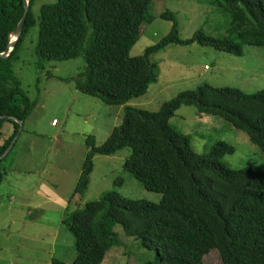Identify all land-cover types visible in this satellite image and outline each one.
Returning <instances> with one entry per match:
<instances>
[{"label":"trees","instance_id":"obj_1","mask_svg":"<svg viewBox=\"0 0 264 264\" xmlns=\"http://www.w3.org/2000/svg\"><path fill=\"white\" fill-rule=\"evenodd\" d=\"M151 3L56 0L43 4L36 18V0H30L16 49L9 58H0V115L25 125L37 105L13 64L36 21L39 60L61 62L84 56L87 69L76 77L77 88L112 106L126 105L147 91L157 79L153 57L170 46L196 43L238 57L243 56L245 45L264 48V0H224L231 20L225 37L197 31L181 39L175 15L165 11L159 17L173 23L171 32L142 55L131 56L143 27L154 22ZM24 15V0H0V53L9 49L11 35ZM182 106L223 118L264 150V89L248 93L239 87L204 83L181 91L157 112L125 106L121 125L103 143L88 137L89 150L74 195L88 189L95 155H113L129 146L132 151L123 168L146 189L159 192L160 200H133L116 190L106 191L63 220L76 239L75 260L53 258L50 264H102L108 252L122 245L115 231L118 225L127 237L155 252V258L143 264H205L214 250L222 264H264V164L232 168L225 157L236 148L224 140L209 151L197 152L191 136L170 123ZM7 123L13 128L0 150V186L9 173L4 161L10 153L1 157L20 131L16 121L0 118V138ZM123 180L118 176L115 183Z\"/></svg>","mask_w":264,"mask_h":264},{"label":"rangeland","instance_id":"obj_2","mask_svg":"<svg viewBox=\"0 0 264 264\" xmlns=\"http://www.w3.org/2000/svg\"><path fill=\"white\" fill-rule=\"evenodd\" d=\"M54 1L36 0V18L43 4ZM224 5V0H152L150 13L154 22L143 27L145 31L131 56L142 55L147 47L171 32L173 23L159 17L165 11L175 15L181 39H189L197 31L225 37L231 20ZM38 36L36 21L13 63L25 92L32 101L37 99V105L4 161L9 173L0 186V264H49L53 258L73 262L76 239L63 220L87 203L99 200L108 190L133 200L159 202V192L146 189L123 168L132 151L129 146L113 155H95L88 189L74 195L89 150L88 137L93 135L96 144L103 143L121 125L125 106L157 112L162 103L181 91L204 83L239 87L248 93L264 89V48L245 45L243 56L238 57L194 43L170 46L155 55L152 60L158 66L157 79L147 91L126 105H107L76 86V77L87 69L85 57L41 62L36 54ZM170 123L191 136V145L197 152L211 150L219 140L234 145L236 151L225 157L232 168L264 164V150L246 132L219 116L182 106ZM11 128L13 125L7 123L0 150ZM118 176L123 177V183H115ZM115 231L122 245L108 252L102 264H143L155 258L154 251L127 237L119 225ZM204 262L222 264L217 250Z\"/></svg>","mask_w":264,"mask_h":264},{"label":"water","instance_id":"obj_3","mask_svg":"<svg viewBox=\"0 0 264 264\" xmlns=\"http://www.w3.org/2000/svg\"><path fill=\"white\" fill-rule=\"evenodd\" d=\"M24 4H25L24 19L20 23L18 29L11 35V42H10L9 49L5 53H0V58L6 59L12 55L13 51L16 49V47L18 45L20 38L22 37V35L24 33V26H25V22H26L27 12L29 10L30 0H24ZM13 38H15V40H13ZM0 118L5 119V120H11L12 119V120H14L20 124V131H19L18 135L16 136V138L13 140L12 144L8 147L6 152L1 157V158H5L10 153V151L14 148L16 142L18 141V138L21 135V132L24 130V122L18 120L17 118H13L10 116H1L0 115Z\"/></svg>","mask_w":264,"mask_h":264},{"label":"crops","instance_id":"obj_4","mask_svg":"<svg viewBox=\"0 0 264 264\" xmlns=\"http://www.w3.org/2000/svg\"><path fill=\"white\" fill-rule=\"evenodd\" d=\"M11 133H12V128L10 129V134H11ZM8 137H9V136H8ZM5 140H6V138H4L3 141L5 142ZM50 263H51V262H50ZM50 263H49V264H50Z\"/></svg>","mask_w":264,"mask_h":264},{"label":"bare ground","instance_id":"obj_5","mask_svg":"<svg viewBox=\"0 0 264 264\" xmlns=\"http://www.w3.org/2000/svg\"><path fill=\"white\" fill-rule=\"evenodd\" d=\"M13 40H15V38H13Z\"/></svg>","mask_w":264,"mask_h":264}]
</instances>
